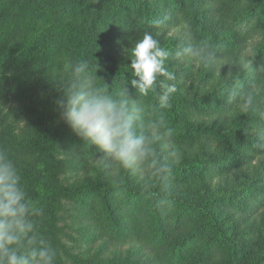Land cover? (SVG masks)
Returning a JSON list of instances; mask_svg holds the SVG:
<instances>
[{
    "label": "trees",
    "instance_id": "16d2710c",
    "mask_svg": "<svg viewBox=\"0 0 264 264\" xmlns=\"http://www.w3.org/2000/svg\"><path fill=\"white\" fill-rule=\"evenodd\" d=\"M9 2L19 8L15 29L0 38V104L17 99L14 111L29 122L17 132L0 126V150L16 163L40 212L33 219L56 252L55 264H264V0H213L225 18L221 22L210 19L206 0ZM157 19L164 21L161 28L153 24ZM172 23L181 25V35L156 36ZM110 28L118 30L113 38ZM145 31L172 54L186 41L215 52L208 66L200 63L207 67L201 73L194 65L187 68L188 78L198 73L201 79L193 92L177 86L171 107L163 110L181 147L180 163L163 148L160 162L166 167L151 183H136L127 171L122 179L106 177L102 165L73 182L59 181L65 165L79 167L82 156L103 155L63 119L57 101L63 98L59 81L65 66L97 62V76L119 89L130 78L131 60L120 62L109 49L119 40L129 45ZM254 34L262 38L249 44L247 36ZM172 72L177 80L179 71ZM241 93L252 95L247 108ZM143 103L154 108L155 94ZM237 212L259 213L260 227L238 229ZM65 217L73 223L88 218L89 239L99 246L72 250L77 236L55 226ZM65 236L72 244L60 240ZM110 241L128 246L111 249Z\"/></svg>",
    "mask_w": 264,
    "mask_h": 264
},
{
    "label": "clouds",
    "instance_id": "9594fccd",
    "mask_svg": "<svg viewBox=\"0 0 264 264\" xmlns=\"http://www.w3.org/2000/svg\"><path fill=\"white\" fill-rule=\"evenodd\" d=\"M153 24L161 28L164 21L157 19ZM129 55L130 78L119 89L97 76V62L84 59L67 64L59 81L63 98L57 104L71 129L103 153L115 170L143 175L166 167L160 152L170 145L173 129L163 110L171 107L177 84L166 66L173 54L152 32L145 31ZM175 55L205 64L215 58L209 46L197 44ZM150 93L156 98L152 109L143 103ZM241 99L245 108L252 103L250 93H241ZM38 215L16 163L0 150V264H55V250L37 231L33 217Z\"/></svg>",
    "mask_w": 264,
    "mask_h": 264
},
{
    "label": "rangeland",
    "instance_id": "374dc122",
    "mask_svg": "<svg viewBox=\"0 0 264 264\" xmlns=\"http://www.w3.org/2000/svg\"><path fill=\"white\" fill-rule=\"evenodd\" d=\"M12 1V0H10ZM41 2H38L36 6H38L40 8ZM0 6L2 11H0V38H4L7 36V32L9 30H14L15 29V22L17 20V14H18V6L16 5H11L9 0H0ZM4 3V5H3ZM206 4L207 5V13L208 16L210 17L211 20L213 21H218L221 22L222 19H225L222 15H220L216 9H215V3L213 2V0H206ZM39 8L35 11V14H33L31 16L30 19L31 20V24L34 23L35 18L37 17L38 14V10ZM247 8L244 7L243 11H245ZM43 10V8H42ZM85 14V13H84ZM83 14V15H84ZM241 13L237 14V18L234 19L233 21H235V24H239V17ZM44 15H41L40 19H38L36 22H39L42 20V17ZM80 16H82V14H80ZM228 18L226 17V20ZM35 22V23H36ZM165 27H163L162 29H160L157 32L156 36H160L163 39H167L169 37H171L172 35H181L182 31H181V25H175V23L169 24L167 26V29L164 30ZM243 30L248 31L250 30V27H248V25H244L243 26ZM113 28H110L109 31H111ZM117 29H113L110 32V37L113 38L114 35H117L118 33ZM250 32V31H248ZM187 33V32H186ZM248 37V43L250 44L251 41H253L256 38V41H259L262 36H258L256 34H254V36H247ZM111 40V39H110ZM136 41V40H135ZM134 38L131 37L129 40V45H126L124 43L121 42V40H119L117 43H113V45L111 46V48L109 49L111 52L110 54L113 56V58H116V60H129L130 59V55H129V50L134 46ZM185 40H183L182 42H184ZM181 43H179L178 45H180ZM189 45V41H186V43L183 45L182 49L187 47ZM181 49V50H182ZM179 49L176 51L178 52ZM175 52V53H176ZM218 58V57H217ZM121 62V61H120ZM201 61L196 60V59H191V58H184V57H177L175 54H173L168 62H167V67L170 68L172 71H179V78L176 80V84L178 86L179 90H182L183 92H187V93H192L193 89L195 86H198L200 84V78H199V74H195L194 78L189 77L188 78V72L191 71V68L188 70L187 68H189V66L194 65V69H196L199 73L202 72L203 68H207L206 66H203L200 64ZM208 66V64H206ZM187 69V70H185ZM183 84V85H182ZM189 84V86H188ZM188 86V87H187ZM189 91V92H188ZM17 103V99L11 97L9 99H2V102L0 104V126L7 131H21L25 128L26 124L29 122V120L27 119V116L25 114H18L16 113V111H14V107L16 106ZM175 138L172 137L171 138V143L169 146L165 147V152L166 154L171 158V159H175L176 157H178L177 162L175 163H180L181 159H180V150L181 147L180 145H178L177 143H175ZM192 150L196 151L195 147H192ZM175 152L176 155H172V152ZM201 154V152H200ZM103 156V157H102ZM83 161L82 165H80L79 167H77L76 165H70L67 166L65 165L64 167H62L58 173H57V179L61 182H73V180L77 179V178H81L82 176L86 175V174H92L94 172V167L98 166V165H102L105 171V176L109 177V178H116V179H122L124 177L125 171L124 170H120L117 171L114 168L113 163L110 160H107L104 157V154L101 155L99 158L94 159L92 158V156L90 155H84L82 156ZM87 162V166L85 167V163L83 162ZM157 172V171H156ZM156 172H146L143 175L136 173L133 174L134 175V181L136 183H151L154 175ZM240 174L235 176L234 182L237 184L240 181ZM221 182H224L225 179L222 178L220 180ZM230 181H233V179L231 178ZM68 204V203H66ZM69 206V204H68ZM65 217V219H58L55 222V226L62 228V230H64V232L67 233H72L75 236H77L76 238L78 240L73 239V241L77 244L75 245V247H72V250L74 251H80V250H86V251H90L91 249L94 251V249L96 247L99 246L100 241H96V242H91V240L89 239L90 237L88 236V233H92V231L90 230V227H87V223L89 221L88 218H84L81 219L79 218L78 220H76L75 223H73V220L71 218ZM235 219L237 222V226L238 229H241L242 227H247L250 226L251 224H256V227H260L258 226L261 222L262 216L258 213V214H248V213H241V212H237L235 214ZM66 223L68 225H66ZM70 226H74V227H70ZM79 229V230H77ZM60 240L63 242H67L68 245L72 244L71 241L68 240V237H60ZM109 248H117V250H123L124 248H126L128 245L127 244H120V243H116L115 241H110L108 242ZM91 250V251H92ZM108 253V252H107ZM149 264V263H147Z\"/></svg>",
    "mask_w": 264,
    "mask_h": 264
}]
</instances>
